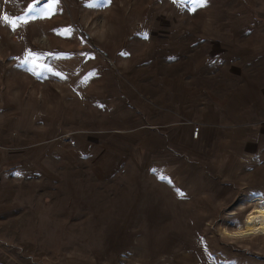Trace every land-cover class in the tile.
Returning <instances> with one entry per match:
<instances>
[{
  "label": "rangeland",
  "instance_id": "obj_1",
  "mask_svg": "<svg viewBox=\"0 0 264 264\" xmlns=\"http://www.w3.org/2000/svg\"><path fill=\"white\" fill-rule=\"evenodd\" d=\"M50 3L0 0V264H264V150L201 165L259 138L264 0ZM210 118L252 131L202 156Z\"/></svg>",
  "mask_w": 264,
  "mask_h": 264
},
{
  "label": "crops",
  "instance_id": "obj_2",
  "mask_svg": "<svg viewBox=\"0 0 264 264\" xmlns=\"http://www.w3.org/2000/svg\"><path fill=\"white\" fill-rule=\"evenodd\" d=\"M170 126L172 128L169 131L171 133L175 132V130H176L175 126L176 125L173 126V124H170ZM197 127L199 128V133H198L197 138L192 137V133H191L192 129L189 128L188 140L194 146H197V147L203 149L202 156H207L206 153L208 152L209 147L214 148L213 147L214 145L212 144V142H216V138L219 137V135L221 136V134H220L221 132H227L229 129L232 132L237 131V132L243 133L242 137L245 136L244 133H246V136L249 137L250 136L249 133H250V131H252V127L244 119H237V121L235 123L229 124V126H228L227 124L222 125L220 122H218L214 118H210V121H203L202 120L200 123L198 122ZM253 131H255L259 134V138L256 141V143H251V142L244 141L243 139H241V141L238 142L239 146L235 147L238 150L234 149V147H232L233 150L230 153H231V155L238 157V159L243 160L240 163L238 162L236 164V163H234V161H231L230 159H228L226 161V163H221V161H220L217 164H211L212 161H210V163H207L206 159H205L204 163L202 162V164H201L204 166V167H202L203 170H208L212 173L218 172V173H220V177H219L220 179H221V177L222 178L225 177L227 180L232 181V186H230V185L227 186L231 189V195L234 194V190H235V188L233 186L237 184V183H234V181L237 179L236 173L239 171V169L242 168V166H244L242 164V162H244L247 159H251V157H253V156H257L258 154H260L261 151L264 150V124H263V126H258L256 129H253ZM155 136L157 137V135H155ZM158 137H160L158 139V141L164 142L162 136H158ZM169 141H170V139H169ZM168 145L170 146L169 143H168ZM216 147H217V149H219L218 146H216ZM160 148H161V146H158L155 149L159 150ZM253 149H255V150H253ZM254 151H256V152H254ZM220 152L221 151L217 152V154H219Z\"/></svg>",
  "mask_w": 264,
  "mask_h": 264
},
{
  "label": "bare ground",
  "instance_id": "obj_3",
  "mask_svg": "<svg viewBox=\"0 0 264 264\" xmlns=\"http://www.w3.org/2000/svg\"><path fill=\"white\" fill-rule=\"evenodd\" d=\"M240 233L243 235H264V206L253 208L246 217L245 228Z\"/></svg>",
  "mask_w": 264,
  "mask_h": 264
},
{
  "label": "snow or ice",
  "instance_id": "obj_4",
  "mask_svg": "<svg viewBox=\"0 0 264 264\" xmlns=\"http://www.w3.org/2000/svg\"><path fill=\"white\" fill-rule=\"evenodd\" d=\"M110 2V0H109ZM194 2L198 3L200 6H203L206 3V0H194ZM59 0H51V3L47 5V13L52 14L54 13V9L58 5ZM30 12L36 11L35 8L29 9ZM3 20L7 22L13 31L16 30V28L21 24V23H28V19L26 17H17V18H9L7 15L3 17ZM29 56L33 57V63H35V60L38 59L37 57H34L31 52H29ZM29 61H25V63H28ZM51 69H49L50 71Z\"/></svg>",
  "mask_w": 264,
  "mask_h": 264
},
{
  "label": "built area",
  "instance_id": "obj_5",
  "mask_svg": "<svg viewBox=\"0 0 264 264\" xmlns=\"http://www.w3.org/2000/svg\"><path fill=\"white\" fill-rule=\"evenodd\" d=\"M199 132V128L198 127H194L192 130V137L196 138Z\"/></svg>",
  "mask_w": 264,
  "mask_h": 264
}]
</instances>
